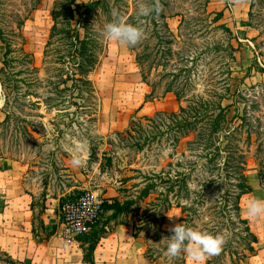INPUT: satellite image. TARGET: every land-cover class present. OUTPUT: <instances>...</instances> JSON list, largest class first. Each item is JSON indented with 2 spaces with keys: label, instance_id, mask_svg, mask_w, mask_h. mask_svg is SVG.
<instances>
[{
  "label": "rangeland",
  "instance_id": "rangeland-1",
  "mask_svg": "<svg viewBox=\"0 0 264 264\" xmlns=\"http://www.w3.org/2000/svg\"><path fill=\"white\" fill-rule=\"evenodd\" d=\"M81 1L90 0L78 3ZM134 2L108 0L115 10L130 6L132 11ZM32 3L34 0H6L2 9L6 14L20 10L26 15ZM70 3L72 0H40L25 21L24 48L33 53L36 66H43L46 44L56 23L59 32L53 40L59 42ZM143 3L150 6L147 1ZM160 4L164 15L172 16L168 24L177 40L172 45L175 55L169 57L164 48L167 45L159 40L148 41L146 31L137 52L143 55V66L132 47L104 39L103 26L112 20L107 12L100 9L92 14L86 25L88 35L105 48L101 63L91 74L99 99L95 120H87L82 110L69 102V96L61 102L64 100H59L61 97L52 87L38 91L42 99L49 98L39 109L29 103L23 105L22 100L13 106L14 99L9 94L12 102L8 101L0 81V213L8 192L13 193L15 180L32 199L33 225L41 233L46 214L60 223V209L66 201L93 192L112 202L104 205L90 230L78 237L87 252L117 225L131 224L152 262L182 264V256L169 259L166 255L169 239L164 233L180 224L181 217L192 214L197 228L210 229V233L226 238L222 251L208 257L205 264L208 259L211 264H231V254L242 253L245 248V226L233 220L234 192L243 182L242 176L238 170L231 180H225L216 166L219 161L205 158L203 144H190L196 138L194 134L184 136V117L194 116V110L186 115L181 107L191 105L197 96L210 103L224 97L223 104L229 105L228 117L238 127L236 143L245 153V175L252 190L263 192L258 175L264 166V67L258 56L264 55V0H247L242 8L245 19L232 25L224 17L213 22L219 11L211 8L210 0H160ZM54 11L58 15L56 23ZM6 14L0 15V28L18 49L22 41L18 38L17 42V34H12L13 30L18 32L14 29L15 18ZM72 24L80 26L76 21ZM221 24H226L232 34ZM80 30L83 35L85 28ZM238 40L240 49L233 51L230 44L239 47ZM255 50L257 54L253 56ZM5 52L0 39V70ZM12 61L11 66H15L17 61ZM144 71L148 72L146 79ZM111 85L122 86L121 96H115L116 87L112 89ZM169 87L184 91V99L174 91L166 93ZM9 112L14 117L4 123ZM74 156L83 158L82 166L72 164ZM232 162L239 165L238 159ZM184 180L189 190L181 186L174 193L169 191L173 181L182 184ZM210 180L215 183L209 184ZM167 197L169 202L163 206H174L160 214V199ZM250 197H244L243 208L247 209ZM177 203L194 209L183 213ZM185 259L186 264H194L186 254ZM10 261L0 253V264H15ZM249 263L246 260L243 264Z\"/></svg>",
  "mask_w": 264,
  "mask_h": 264
},
{
  "label": "trees",
  "instance_id": "trees-1",
  "mask_svg": "<svg viewBox=\"0 0 264 264\" xmlns=\"http://www.w3.org/2000/svg\"><path fill=\"white\" fill-rule=\"evenodd\" d=\"M5 1L6 0H0L1 16L3 13L6 14L5 9H2ZM142 1H147L150 5L152 3V0H135V6H133L132 11H130V6L117 7L116 10L111 8L108 0H90L88 2L81 1L80 3H78V0H72V3L68 5V11L66 12L68 15L67 23L66 27L60 31L61 37L59 38V42L53 40L55 33L59 32L56 23L58 15L57 11H54L53 17L56 24L53 26V29L55 32L53 31L46 44L45 60L43 61L42 67L35 65L33 53L26 51L24 48L26 40L22 33L25 21L40 3V0H34V3H32L30 8L26 11V15L20 14V10H15V13L13 14H6L10 18H15L14 22L16 25L14 29H17L18 32L13 30L12 34H17V42L18 38H21L22 41L20 43L22 47L16 49L13 47L12 42L6 36L5 32L0 28V39L6 47L3 67L0 70V81L4 90L7 92V97H9L8 101L12 102L10 99L11 95V98L14 99L12 103L13 106L14 102H20L21 104L20 100H22L23 105L29 103L39 109L43 103L48 102L49 98L48 100L42 99V95L41 93L39 95L38 91L45 87H52L54 92L61 97L59 100H64L61 102H65L67 100L66 98L69 96V102L81 109L82 115H85L87 120H95L93 115L96 112V106L98 105L99 99L91 74L101 63L102 53L105 48L103 49V43L97 38L88 35L89 32H87L86 29V25L91 21V16L94 12H98L100 9L105 10L109 17L113 19L112 12L113 10L117 11L126 22L138 25L143 30L144 36L145 32L149 31L148 41L157 39L159 42L167 45V47L163 46L167 50L169 57L175 55V50L172 49V45L174 46L177 40L168 24V19L172 16L164 15L163 9L159 14L152 13L148 16H139L137 14L138 6ZM177 15L178 14H175V16ZM215 15L216 17L213 21L215 23L221 21L224 17L223 12H217ZM77 16L79 17V20L76 19ZM73 21L79 23L80 26H74L72 24ZM82 26L85 28V33H83V35L80 30ZM219 26L232 34V30L226 24H221ZM141 42L142 40L137 45L132 46V48L136 52L139 64L143 66V55L137 53L140 49ZM238 44L239 47L236 48L234 45L230 44V48H232L233 51H238L241 46V41L238 40ZM146 46L148 47V45ZM20 53L21 55H18ZM12 54H17V56H13ZM165 56L166 55H164V57ZM233 58L235 57L233 56ZM14 59L17 61L16 65L11 66V64H14L12 61ZM168 61L169 59H165V62ZM17 67L19 68L17 69ZM147 73L148 72L146 71L143 72L144 79H146ZM173 91L177 93L180 99H184V91L182 90H174L172 87H169L165 92L169 93ZM32 97H36L37 100L33 101ZM197 97H194V100L191 101V105L188 107H181V112L186 115L190 113V109L194 110V116L184 117L185 132L183 134L184 136L194 134L196 141H193L190 144H203L202 150L207 152L205 157L207 161L213 162L215 159L219 161L216 166L217 169L222 171L225 175V180H231L232 176L235 175V172L240 170L243 182L239 185L238 191L234 192L235 200L233 208L236 213L234 219H232L237 220L238 223L245 226L242 231L245 233V237L243 238V245L245 248L242 253L234 252L231 254V264H243L249 259V257L256 253L258 236L253 232L249 221L242 216L241 199L245 194L251 192L252 188L249 184L248 177L244 172V167L246 169L245 153L236 143L239 141L238 127H235L233 125V119H229L228 117L229 105L223 104V96H220L217 103H210V101L205 100L203 96ZM28 98L29 102L26 101ZM50 100H55V98H51ZM173 114L177 115V113ZM12 117H14V115L9 112L4 123L11 121ZM233 158L239 160L238 166L233 165ZM213 183H215V181H209V184ZM170 185V192H173L176 187H178V189L184 187L186 190H189L190 186L185 180L182 184L178 181H173ZM178 192L180 194L181 190ZM149 194L150 192H147L145 196L148 197ZM175 195L179 197L178 194ZM160 200L161 203L158 205L160 208V214H163L164 211L167 212L174 206L173 204L171 205V203L163 206V203L169 202L168 197L167 199ZM186 204L188 203L186 202ZM176 206L182 209L183 213L189 209L187 205H182L181 203H177ZM199 208L201 207L199 206ZM192 209H194V207H191L188 211L191 212ZM195 212H197V210ZM200 215L201 213H199V217ZM195 220L194 215L191 214L189 217H181L179 222L197 228ZM158 230L162 233L160 228ZM202 231H204V229ZM207 232H212V230L209 229ZM164 234L170 239V236L173 233L167 231ZM94 248L95 247L89 249L88 252L84 248L85 259L89 262H93ZM181 256L182 264H186L185 254H182ZM147 257L150 259L148 255ZM207 264H211L209 259L207 260Z\"/></svg>",
  "mask_w": 264,
  "mask_h": 264
},
{
  "label": "crops",
  "instance_id": "crops-1",
  "mask_svg": "<svg viewBox=\"0 0 264 264\" xmlns=\"http://www.w3.org/2000/svg\"><path fill=\"white\" fill-rule=\"evenodd\" d=\"M246 2L210 0V6L215 11L223 12L225 22L232 25L245 19L242 8ZM256 54L257 50L252 51L253 56ZM258 58L264 67V55ZM252 177L256 182V177ZM246 195L252 199L264 198V192L251 190L242 197L241 207ZM31 205V197L15 180L13 193L8 192L5 207L1 208L0 213V253L15 264H156L145 254L144 244L136 237L131 224H119L102 237L93 250V262H89L85 259L81 242L63 238L58 221L51 220L49 214L44 217L42 233L37 231L33 225ZM242 216L258 236L257 251L247 261L251 262L249 264H264V217L251 218L243 207Z\"/></svg>",
  "mask_w": 264,
  "mask_h": 264
},
{
  "label": "clouds",
  "instance_id": "clouds-1",
  "mask_svg": "<svg viewBox=\"0 0 264 264\" xmlns=\"http://www.w3.org/2000/svg\"><path fill=\"white\" fill-rule=\"evenodd\" d=\"M162 10L160 0H152L151 5L141 2L138 6L139 16H148L152 13L159 14ZM113 19L106 23L102 29V36L109 42H117L123 46H135L144 36L143 30L136 24L126 22L117 11L112 12ZM83 158L74 156L72 164L82 166ZM247 215L251 218L264 217V198H253L248 202ZM170 236L166 247V255L174 259L182 254L189 256L194 264H205L208 257L218 255L226 243L223 234H213L199 228L187 226L183 223L176 224L169 229Z\"/></svg>",
  "mask_w": 264,
  "mask_h": 264
},
{
  "label": "built area",
  "instance_id": "built-area-1",
  "mask_svg": "<svg viewBox=\"0 0 264 264\" xmlns=\"http://www.w3.org/2000/svg\"><path fill=\"white\" fill-rule=\"evenodd\" d=\"M260 185L264 192V166L260 170ZM109 197L86 192L66 201L60 209V232L65 239H77L87 233L103 212L104 205L111 203Z\"/></svg>",
  "mask_w": 264,
  "mask_h": 264
},
{
  "label": "bare ground",
  "instance_id": "bare-ground-1",
  "mask_svg": "<svg viewBox=\"0 0 264 264\" xmlns=\"http://www.w3.org/2000/svg\"><path fill=\"white\" fill-rule=\"evenodd\" d=\"M125 71V70H124ZM109 80V79H108ZM107 80V81H108ZM114 85V84H113ZM111 87H112V85H111ZM114 88L116 87V89H115V91H114V94H115V96H117V98L119 97V96H121V91H119L120 89L122 90V86H120V85H116V86H113ZM113 87H112V89H113Z\"/></svg>",
  "mask_w": 264,
  "mask_h": 264
}]
</instances>
